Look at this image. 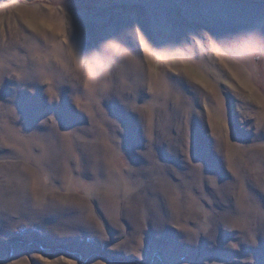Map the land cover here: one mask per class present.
<instances>
[{
  "label": "rangeland",
  "instance_id": "1",
  "mask_svg": "<svg viewBox=\"0 0 264 264\" xmlns=\"http://www.w3.org/2000/svg\"><path fill=\"white\" fill-rule=\"evenodd\" d=\"M0 264H264V0H0Z\"/></svg>",
  "mask_w": 264,
  "mask_h": 264
}]
</instances>
